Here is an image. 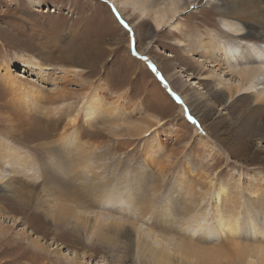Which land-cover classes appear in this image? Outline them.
Wrapping results in <instances>:
<instances>
[{
    "label": "rangeland",
    "instance_id": "374dc122",
    "mask_svg": "<svg viewBox=\"0 0 264 264\" xmlns=\"http://www.w3.org/2000/svg\"><path fill=\"white\" fill-rule=\"evenodd\" d=\"M39 1L34 6L26 0H0V137L27 156L14 164L2 161L0 168V219L3 225L11 223L9 217L15 219L0 238V264H148V258L140 259L116 245L102 246L90 232L75 235L70 225L54 223L53 202L48 205L41 194L39 199L33 195L40 193L46 174L51 182H68L67 170L63 173L50 161L45 147L55 144L52 140L59 132L52 124L64 123L70 116H76L81 125L79 141L92 143L90 159L103 156L105 163L115 165L117 186L123 190L107 205L91 207L89 218L117 220L122 224L119 228L129 229L134 239L138 238L136 231L142 232L151 221L171 229L168 219L161 221L154 198L145 215L137 199H132L141 194L150 197L147 187H159L155 204L170 198L166 211L176 215L178 198L174 197L180 194L182 182L193 180L202 185L196 179L199 174L221 177L227 186L244 192L250 191V182H257L260 192L264 191V105H254L242 95L229 98L225 89L214 85L220 77L237 80L223 70L224 61L211 66L205 56L195 52L189 57L184 52L186 44L193 45L187 42L190 37L207 38L221 27L207 0H195L182 10L176 19L180 33L173 35L168 22L156 28L151 10L140 15L120 2ZM178 38L184 45L176 44ZM65 57L84 71L65 74L62 67L69 64ZM202 61L204 67L198 65ZM88 98H93L98 113H91ZM8 120L18 128L10 138L1 134ZM245 127L247 133L242 131ZM83 149V154L91 150ZM110 175L107 170L102 177ZM10 177L31 189L18 201L22 204L2 194L1 183ZM144 181L147 187L141 192L138 186ZM252 213L247 209L243 219L249 221ZM255 214L257 221L262 220V212ZM207 221L201 230L212 225L213 219L207 217ZM133 222L136 231L130 227ZM22 231L28 238L16 239ZM194 231L192 238L184 237H190L187 240L193 245L206 247L216 242L211 240L213 235L209 242L197 240L199 232ZM171 232L166 234L184 236L175 228ZM241 235L242 243L255 241L249 233ZM14 238L21 245L9 244ZM33 238L44 246L45 250L37 252L46 254L48 260L31 259L34 248L27 240ZM22 245L27 252H22ZM225 246L231 251L227 242ZM217 259L218 264L230 260L221 254Z\"/></svg>",
    "mask_w": 264,
    "mask_h": 264
},
{
    "label": "bare ground",
    "instance_id": "6f19581e",
    "mask_svg": "<svg viewBox=\"0 0 264 264\" xmlns=\"http://www.w3.org/2000/svg\"><path fill=\"white\" fill-rule=\"evenodd\" d=\"M26 1L34 6L40 4L39 0ZM194 1L110 0L112 4L117 5L120 2L140 15H148L152 11L156 28H160L168 22L171 35L180 33L181 26L176 20L177 16L192 3L194 5ZM207 4L214 9L221 27L217 31L213 30L212 33L210 32L212 36L207 38L201 37V35H198L197 38L194 36L190 37L187 42L189 44L193 43V45L187 46L186 44L184 52L189 57L195 55V52L205 56V59L212 63L211 66L224 61L225 67L223 70L226 69L237 80L226 81V79L220 77L214 82V85L223 90L225 89L229 98L242 95L246 99L253 100L254 105H264V0H207ZM176 44L182 46L184 42L178 38L176 39ZM69 57L63 58L67 61L66 63H69L66 67H62L65 74L71 75L70 73H72V75H75L80 71H84L82 68L70 65L74 60ZM214 62L216 63L213 64ZM198 65L204 67L205 62L202 61ZM209 77L205 76V79L211 82L212 79ZM7 83H14V81H7ZM86 102L92 104V114L98 113V108L94 104L93 98H88ZM8 123L9 120L6 122L7 129L5 128L6 130L2 131L1 134L3 135L4 133L10 138L11 134L18 128ZM53 123H56V120ZM60 123L61 121L57 122V124H52L59 127V132L55 134L56 138L52 140V144H55L45 147V152L49 153L50 161L55 166L60 167L63 173L65 172L64 168L67 170L65 173L68 174L66 178L69 183L58 180L51 182L48 179L50 175L46 174L47 176H43L44 181L40 188V193L36 195L35 192L33 193L37 199L40 198L39 195L41 194L43 202L48 205L53 202V205H51L52 209H50L55 212L54 223L70 225L69 228L75 235L82 234V232L85 234L90 232L102 246L112 248L116 245L125 252H132L140 259L141 257L148 258V264H218L217 256H220V254L223 258L230 259L228 264H264V191L260 192L258 185L260 183L250 182L248 184L251 186L250 191L244 192L241 189L238 190L237 187L231 188L227 186L220 180L221 177H219L220 179H211L209 176L202 174L197 176L194 173L193 175L197 176L196 179L202 185H198L193 180L186 181L183 178L184 182H182V187H180L181 192L174 197L178 198L175 201V206L179 210L176 215L170 209L166 211L167 206L170 205V198H164L167 203L162 202L164 199H160L161 201L155 204L156 198H159V192L156 191L159 187L156 189L155 187H147V182L144 181L138 186V189L144 192V186H146L151 196L145 197L142 194L137 197L131 196L132 199H137V206L141 205L139 206L140 212L143 215L148 213V208L152 206L151 200L154 198V208L161 209V212L159 211L161 221L168 219L169 222H167L171 229H177L184 236L175 237L174 234H166L168 231L171 232L170 227L156 226V221H151V225L143 227L142 232L136 231L134 221L130 225L132 231L134 230L138 234V238L134 239L131 237L129 229L122 230L119 228L122 224L117 222V220L102 221L96 220V218H89L91 207L107 205L113 199L115 200L119 192L120 194L123 192L121 190L122 187L117 186L119 181L117 169L110 162L105 163V157L103 156L95 155L93 156L94 159H90L88 154L92 151V143L79 141L80 130L78 128L81 125L76 116H70L64 123L62 122L63 124L61 123V126ZM242 131L247 133L248 127L243 128ZM263 138L264 134L262 135ZM5 141L7 140L0 137V168L3 165L2 161L14 164L27 159L23 152L10 147V145H13L11 142L7 141L5 143ZM83 147H86V150H91L83 154ZM97 160L98 162H96ZM94 162L97 163V166ZM96 167H101L102 171L97 172ZM107 170L110 171L111 175L102 177ZM45 176L47 181H45ZM1 184L2 194L9 196L14 202L21 201L28 196V192H31V189H27L24 183L22 184L12 177L4 180ZM126 190L127 188L124 189V193H126ZM18 203L22 204L23 202ZM247 209L248 212L250 209L253 212V215L249 217V221L243 219L242 215ZM1 210L3 209L1 208ZM259 211L263 213V216L260 215L262 220L257 221L259 216L257 217L255 212ZM4 213L6 212L4 211ZM207 217L213 219V223L208 225L209 227L205 228V230H201L205 223L210 222L207 221ZM9 218L11 223L8 225H3V221L0 219V238L15 223L13 217ZM159 228H162L164 232H161ZM194 230L199 232L196 235L197 240L204 239L209 242L208 239L213 235L214 239L211 237V240L216 242L212 246L206 247L202 246V243V245L199 243V245H193L187 239L192 238L191 232ZM196 231L194 232L196 233ZM242 232L251 234L255 237V241L253 243H242L240 241ZM18 235L19 237L16 236V239L19 240L28 238L25 231L19 232ZM185 235L191 236V238L186 239L184 238L186 237ZM196 238L194 239L193 237L194 240ZM27 242L35 249L32 250L31 259L45 258L48 260L45 253L43 255L41 254L43 252H37L45 250L38 239L33 238L27 240ZM223 242L224 244L222 245L221 243ZM226 242L231 248V251L228 252L231 253L226 250ZM11 243L12 245H21L20 241L15 240V238L9 242V244ZM21 250L23 253L28 251L23 245Z\"/></svg>",
    "mask_w": 264,
    "mask_h": 264
},
{
    "label": "snow or ice",
    "instance_id": "6c2138e0",
    "mask_svg": "<svg viewBox=\"0 0 264 264\" xmlns=\"http://www.w3.org/2000/svg\"><path fill=\"white\" fill-rule=\"evenodd\" d=\"M188 119H189L190 121H193V118H192L191 116H189ZM193 122H194V121H193Z\"/></svg>",
    "mask_w": 264,
    "mask_h": 264
}]
</instances>
